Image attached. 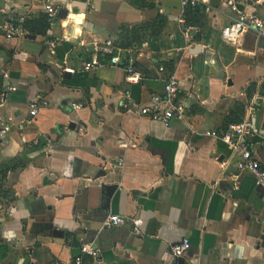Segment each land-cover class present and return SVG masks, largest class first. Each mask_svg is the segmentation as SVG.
Masks as SVG:
<instances>
[{
    "label": "crops",
    "instance_id": "0c3cea01",
    "mask_svg": "<svg viewBox=\"0 0 264 264\" xmlns=\"http://www.w3.org/2000/svg\"><path fill=\"white\" fill-rule=\"evenodd\" d=\"M45 1L0 0V264H264V186L208 134L251 120L264 162V33L230 40L226 0H52V20ZM235 1L264 21V0ZM45 14L43 33L23 22L7 38L11 18ZM107 40L139 83L126 60L83 69ZM172 73L186 115L141 116ZM111 214L140 218L141 234L109 228Z\"/></svg>",
    "mask_w": 264,
    "mask_h": 264
},
{
    "label": "built area",
    "instance_id": "2783aa9c",
    "mask_svg": "<svg viewBox=\"0 0 264 264\" xmlns=\"http://www.w3.org/2000/svg\"><path fill=\"white\" fill-rule=\"evenodd\" d=\"M205 0H180L181 7L183 9H198ZM227 5L231 9L235 16L232 19V23L227 28V37L236 41L242 34L248 31H255L264 33V21L259 17L249 14L241 9V4L235 0H226ZM45 11L47 12L50 20L54 19L57 11H55L52 0L45 1ZM27 17L20 16L19 18H11L6 28L7 38H12L18 33H21L18 28L19 23L25 22ZM100 56L109 58L108 65L100 60ZM126 60L129 64L127 66L128 81L131 83H139L140 76L134 71L133 61L130 59L125 51L118 48L114 40H107L102 44H98L95 47V55L89 61H87L83 69L85 71H91L94 68H102L105 66H117ZM74 72L73 70H69ZM160 71H165V67L161 66ZM165 94L154 95L151 102L140 108V115L147 116L153 120H162L168 123L174 117H184L186 115V107L179 101L180 82L177 76L172 73L165 80ZM45 98L33 102L30 106V115L35 117L41 106L46 105ZM75 109L83 107L80 103L73 104ZM10 130L8 124H3L0 127V140ZM254 132V126L251 120H244L240 123L230 124L220 131H212L208 134L221 141L231 145L240 154V160L237 167L240 171H245L253 174L260 184L264 186V162L260 161L256 157L254 146L250 141ZM127 223H132L133 232L141 234V226L143 221L140 218L129 219L119 215L111 214L107 220V226L109 228H119ZM190 248V242L184 239L182 242L177 243L172 247V252L176 257H181ZM91 255L97 257V251H94L89 246L84 245L82 247V256ZM75 264H84L82 257L75 259Z\"/></svg>",
    "mask_w": 264,
    "mask_h": 264
},
{
    "label": "trees",
    "instance_id": "16d2710c",
    "mask_svg": "<svg viewBox=\"0 0 264 264\" xmlns=\"http://www.w3.org/2000/svg\"><path fill=\"white\" fill-rule=\"evenodd\" d=\"M191 10V9H189ZM194 10V9H192ZM48 24H49V21H48V16L45 14V15H42L40 16L39 18H31V19H28L25 21V24H24V27L27 28L29 31H39L41 33L44 32L45 29H47L48 27ZM37 29V30H35ZM120 45L124 48H128L132 45V42L131 43H120ZM3 83H2V80L0 78V98H1V95H2V87Z\"/></svg>",
    "mask_w": 264,
    "mask_h": 264
},
{
    "label": "rangeland",
    "instance_id": "374dc122",
    "mask_svg": "<svg viewBox=\"0 0 264 264\" xmlns=\"http://www.w3.org/2000/svg\"><path fill=\"white\" fill-rule=\"evenodd\" d=\"M1 80H2V77H1ZM1 100V99H0Z\"/></svg>",
    "mask_w": 264,
    "mask_h": 264
}]
</instances>
